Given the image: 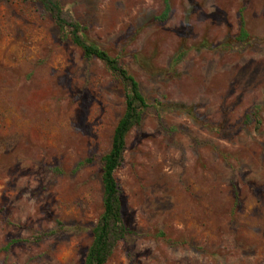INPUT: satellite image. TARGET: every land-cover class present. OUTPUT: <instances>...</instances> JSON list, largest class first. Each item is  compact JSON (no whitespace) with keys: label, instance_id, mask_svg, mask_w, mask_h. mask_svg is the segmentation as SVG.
Here are the masks:
<instances>
[{"label":"rangeland","instance_id":"1","mask_svg":"<svg viewBox=\"0 0 264 264\" xmlns=\"http://www.w3.org/2000/svg\"><path fill=\"white\" fill-rule=\"evenodd\" d=\"M62 4L151 105L116 171L130 233L107 264H264V0H171L165 20L163 0ZM124 111L36 0H0V264H83Z\"/></svg>","mask_w":264,"mask_h":264},{"label":"trees","instance_id":"2","mask_svg":"<svg viewBox=\"0 0 264 264\" xmlns=\"http://www.w3.org/2000/svg\"><path fill=\"white\" fill-rule=\"evenodd\" d=\"M47 11L58 27L66 32L71 41L79 46L88 59L101 60L112 73L125 96V111L118 121L112 138L110 150L103 157L101 180L103 185V212L94 226L93 240L88 247L83 264H107L118 244L130 233L123 217L122 198L116 171L122 165L126 150V139L130 131L141 124L145 111L151 106L138 79L122 64L118 56L106 48L91 41L85 34L82 23L69 14L63 7L62 0H36ZM165 8L156 19L165 20L171 12V0H163ZM249 32L243 19L238 41H246ZM229 46L228 42L221 44ZM187 53L180 50L174 58L175 66ZM138 57V56H137ZM140 59V57H138ZM165 111L187 112L196 116L193 107L184 103L159 104ZM255 117H258L257 115Z\"/></svg>","mask_w":264,"mask_h":264}]
</instances>
